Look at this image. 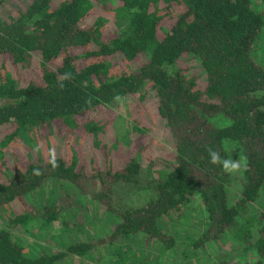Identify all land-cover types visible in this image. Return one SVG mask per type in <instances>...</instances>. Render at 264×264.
Here are the masks:
<instances>
[{"label": "trees", "instance_id": "obj_1", "mask_svg": "<svg viewBox=\"0 0 264 264\" xmlns=\"http://www.w3.org/2000/svg\"><path fill=\"white\" fill-rule=\"evenodd\" d=\"M253 1L22 0L10 8L14 0H0V264H53L96 247L89 237L63 250L27 255L14 228L34 218L46 228L63 213L52 200L55 186L53 198L34 210L27 205L46 181L71 185L112 215L109 235L101 240L123 239L124 253L135 239L172 249L177 240L159 221L196 197L206 223L187 245L195 249L229 232L240 250L255 254L248 264H264V200L252 208L264 186V64L251 55L264 17ZM65 73L73 78L65 79ZM146 89L155 96L153 129L169 146L156 141L153 156L140 161L130 149L146 150L152 138L139 134L125 153L114 138H97L104 126L92 116L117 94L141 100ZM153 102L152 96V107ZM28 132L35 143L30 157L20 138ZM85 134L97 154H117L113 161L123 154L119 168L111 161L81 172L76 154L89 150L74 139ZM225 142L247 158L235 194L229 175L209 163L206 151L220 150ZM50 150L56 168L49 163ZM221 155L230 157L228 151ZM34 169L42 174L34 175ZM66 212L61 225H78ZM222 259L211 264H224Z\"/></svg>", "mask_w": 264, "mask_h": 264}, {"label": "rangeland", "instance_id": "obj_2", "mask_svg": "<svg viewBox=\"0 0 264 264\" xmlns=\"http://www.w3.org/2000/svg\"><path fill=\"white\" fill-rule=\"evenodd\" d=\"M7 4L10 6V3ZM13 4V7L10 6V8L19 7L20 4L22 5V0H14ZM252 4L263 12L264 17V0H255ZM108 24H110L111 28H117L118 30L114 22L109 21ZM251 55L256 61L264 64L263 26ZM139 64L140 62L136 64L132 63L130 67L134 68ZM27 65L29 69L27 71L30 74H34L33 65ZM20 74H23V72ZM152 96L154 98L153 107ZM152 110L157 113L155 96L149 89L145 90L141 100L136 99L135 96H125L119 102L114 101L106 107L99 108L98 111L93 112L94 115L92 116L95 119L99 118L104 126V130L97 134V138H102L101 141H104V143H106L105 141L111 142V138H114L121 145L125 153L129 152L126 149L130 147L131 142L139 134L144 138H152L154 142H151L146 150L132 152L133 148L130 149L133 157L140 161L144 157L147 158V156H150V153L153 152L152 150L155 151L152 148L155 146L156 141L167 149L169 146L168 138L163 133L156 132L153 129L157 127L155 123L157 120ZM136 129L140 132L136 131ZM160 130L163 131L162 129ZM54 137L59 139L57 134ZM20 138L27 148L25 156L30 157L32 155L31 150L35 144L33 133L28 132L26 135L20 136ZM92 141L93 138L91 136L87 137V134L84 137L76 136L74 139V145L81 143L83 149L89 150L88 153L82 151L76 154V165L80 168L81 172H90L100 166H106L117 155L113 153L112 155H107V153L97 154L99 153V148L93 147ZM54 145L55 147L58 146L60 152L64 150L61 141L55 140ZM227 146L230 157L235 158L240 156L236 146L229 143H227ZM123 160L124 157L121 154V157L117 156L116 160L110 165L119 168L118 166L120 165L118 164ZM229 179V191L235 194L239 173L229 175ZM54 186L55 198L52 200L58 206H62L63 213L60 211L59 213L61 214H57L50 226L46 228L40 226L39 220L34 218L25 227L17 230L14 228L12 231L14 236L17 237L18 242L24 246L25 252L29 256L33 257L43 253H50V251L63 250L71 242L85 240L86 238L89 240V237H92L97 243L94 249L89 250L83 256L67 255L53 264H177L176 261L182 264H211L220 262L219 259L221 258H223L222 261L224 264H248L255 259V254L252 251L240 250L229 232L223 234L221 239L209 241L195 249L187 245L189 239H195L200 235L206 223L202 204L196 197L192 198L179 213H172L159 221L162 230L167 233L169 232L177 240L176 245L172 249L161 250L159 242L152 241L144 243L145 241L141 240L138 242L135 239L136 242L134 244H132V241L126 243L131 247L126 249L128 251L124 253L122 250L123 239L116 238L111 242L105 243H103L105 239L101 240L109 235V228L113 220L112 215L104 211L94 201H88L86 197L84 198L78 195L75 191L76 189L71 185L46 181L42 187L41 194L39 192L32 194L30 196V200L32 201H28L27 205L34 210L33 207L35 204L41 203L43 200L48 201L50 195L52 196V188ZM123 187L124 189H128L125 186ZM133 199L136 200L135 196ZM256 199L257 201L252 204V208H258L262 205L264 200V186L260 189V193ZM66 211L72 213V217H69L68 221L72 222L77 218L78 225L75 224L70 228H65L61 225V218L63 216L67 217L68 215ZM115 248H118L116 252H114Z\"/></svg>", "mask_w": 264, "mask_h": 264}, {"label": "clouds", "instance_id": "obj_3", "mask_svg": "<svg viewBox=\"0 0 264 264\" xmlns=\"http://www.w3.org/2000/svg\"><path fill=\"white\" fill-rule=\"evenodd\" d=\"M133 11H137L136 9H133ZM64 78L65 79H72L73 76L71 73H65L64 74ZM58 80H59V77H58ZM61 87H63V84L61 83ZM122 97L119 96V94H117L115 97H114V100L116 102H119L121 101ZM36 151H39V147H37L35 149ZM229 149H228V146H227V142H225L224 146L222 149L220 150H217L213 147H206V151L208 153V158H209V163L214 165V166H219L220 169H221V172L224 173V174H227V175H235L239 172H241L242 169L246 168V165H247V158L245 156H238V157H225V156H222L221 155V151H225L227 152ZM49 163L51 164V166L53 168H56L58 167V162L56 160V157H55V152L54 150H50V153H49ZM33 174L36 175V176H39L41 175V171L40 169H34L33 170Z\"/></svg>", "mask_w": 264, "mask_h": 264}, {"label": "crops", "instance_id": "obj_4", "mask_svg": "<svg viewBox=\"0 0 264 264\" xmlns=\"http://www.w3.org/2000/svg\"><path fill=\"white\" fill-rule=\"evenodd\" d=\"M205 220V219H204ZM205 222V221H204ZM205 225V224H204ZM199 236V235H198Z\"/></svg>", "mask_w": 264, "mask_h": 264}]
</instances>
